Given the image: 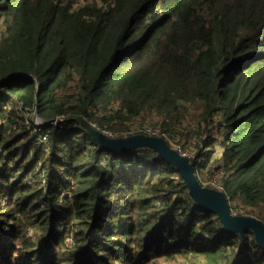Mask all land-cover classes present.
Returning <instances> with one entry per match:
<instances>
[{
	"label": "trees",
	"instance_id": "1",
	"mask_svg": "<svg viewBox=\"0 0 264 264\" xmlns=\"http://www.w3.org/2000/svg\"><path fill=\"white\" fill-rule=\"evenodd\" d=\"M193 104L198 178L223 166L229 202L262 207L264 0H0V264H264L157 151L115 152L85 123L157 112L174 136ZM36 111L66 118L49 151Z\"/></svg>",
	"mask_w": 264,
	"mask_h": 264
},
{
	"label": "water",
	"instance_id": "2",
	"mask_svg": "<svg viewBox=\"0 0 264 264\" xmlns=\"http://www.w3.org/2000/svg\"><path fill=\"white\" fill-rule=\"evenodd\" d=\"M28 75L21 74L20 76ZM37 86L40 87L38 79ZM85 123L99 143L115 152L132 151L140 147H150L157 151L167 162L180 170L191 196L199 205L217 213L225 228L231 233L244 234L247 229H252L257 243L264 249V220L254 216L234 214L225 192L204 186L196 174L194 161H191L187 155L174 150L164 136L136 133L126 137H110L90 123Z\"/></svg>",
	"mask_w": 264,
	"mask_h": 264
},
{
	"label": "rangeland",
	"instance_id": "3",
	"mask_svg": "<svg viewBox=\"0 0 264 264\" xmlns=\"http://www.w3.org/2000/svg\"><path fill=\"white\" fill-rule=\"evenodd\" d=\"M199 111H200L199 105H197V104L191 105V109H190V112L188 115V119L184 120L183 124L179 128V132L174 136L166 135V138L168 139L169 143L172 145L174 150L178 149L179 147H181V148L183 147V148L188 150L190 155H193V156L197 152H202V150L197 149L196 147L205 143L206 139L209 136V133H207V131H204L203 133L198 132L201 130L199 127V123H198ZM137 120L140 122L139 127H142V128H144L145 126L159 128V126H160V122H159L160 114H158L157 112H153V113L149 114V116H147V117H139V118H137ZM130 126L136 127L135 122H133L132 125L130 122ZM190 129H192V130H190ZM189 131H191L190 134H191L192 139L190 142H184L182 137H185ZM180 136H182V137H180ZM221 137H222V135L218 134V132H217V134H216L217 141H215L214 144H211V146L208 149H212L213 147H216V148L219 147L220 144L219 145H217V144H218L219 140H222ZM202 139L204 140V142ZM195 143H196V145H195ZM216 148L214 149L212 154L209 155V158H207V159H209V163H212L213 157L215 156V153H218V154L220 153V148H217V149ZM208 167H209V164H208L207 168ZM207 177H208L207 175H204L202 178H207ZM204 186H208V185L204 184ZM229 203L233 207L232 211L234 212V214L254 216V217H257V218L264 220V204L262 205V207H259V208L247 207V206L243 205L240 198L233 199Z\"/></svg>",
	"mask_w": 264,
	"mask_h": 264
},
{
	"label": "built area",
	"instance_id": "4",
	"mask_svg": "<svg viewBox=\"0 0 264 264\" xmlns=\"http://www.w3.org/2000/svg\"><path fill=\"white\" fill-rule=\"evenodd\" d=\"M147 116H149V114H147ZM139 117H145V116H138L131 121V125L133 124V122H135L136 127L130 126L125 129L117 130V131H109V130L103 129L97 123H92L91 125L95 127L96 129H99L100 131L104 132L106 135L110 137H126V136L136 134V133H146L149 135H160L166 138L167 134L164 131H162V128L160 126L159 128L150 127V126H145L144 128L139 127L140 122L137 120V118ZM65 120L66 118L63 116H56L54 118L43 119L40 116H38L36 112H34V125L32 126V129H31L32 130L31 136L34 137L36 143L44 146V149L49 151V144H50L49 131L45 130V126L46 125H57ZM178 152L184 155H188L189 153L188 150L183 147L182 148L179 147ZM226 176H227L226 170L222 166L214 176L210 178L208 177L203 178V183L205 185L210 186L211 188L223 191L224 189L223 179Z\"/></svg>",
	"mask_w": 264,
	"mask_h": 264
}]
</instances>
